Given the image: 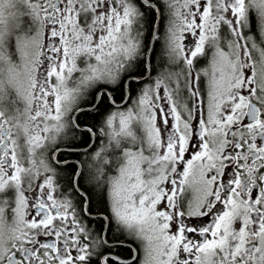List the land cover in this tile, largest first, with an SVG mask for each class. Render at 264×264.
Masks as SVG:
<instances>
[{
  "label": "snow or ice",
  "instance_id": "6c2138e0",
  "mask_svg": "<svg viewBox=\"0 0 264 264\" xmlns=\"http://www.w3.org/2000/svg\"><path fill=\"white\" fill-rule=\"evenodd\" d=\"M0 264H264V0H0Z\"/></svg>",
  "mask_w": 264,
  "mask_h": 264
},
{
  "label": "trees",
  "instance_id": "16d2710c",
  "mask_svg": "<svg viewBox=\"0 0 264 264\" xmlns=\"http://www.w3.org/2000/svg\"><path fill=\"white\" fill-rule=\"evenodd\" d=\"M82 119H86V120H88L89 123L92 122L90 117H82Z\"/></svg>",
  "mask_w": 264,
  "mask_h": 264
},
{
  "label": "flooded vegetation",
  "instance_id": "af4514ba",
  "mask_svg": "<svg viewBox=\"0 0 264 264\" xmlns=\"http://www.w3.org/2000/svg\"><path fill=\"white\" fill-rule=\"evenodd\" d=\"M122 255H127V252L122 250Z\"/></svg>",
  "mask_w": 264,
  "mask_h": 264
}]
</instances>
